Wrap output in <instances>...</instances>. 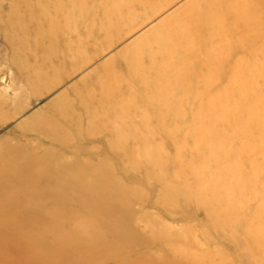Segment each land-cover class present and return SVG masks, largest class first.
I'll return each mask as SVG.
<instances>
[{
    "label": "rangeland",
    "instance_id": "374dc122",
    "mask_svg": "<svg viewBox=\"0 0 264 264\" xmlns=\"http://www.w3.org/2000/svg\"><path fill=\"white\" fill-rule=\"evenodd\" d=\"M23 166L0 264H264V0H0Z\"/></svg>",
    "mask_w": 264,
    "mask_h": 264
},
{
    "label": "bare ground",
    "instance_id": "6f19581e",
    "mask_svg": "<svg viewBox=\"0 0 264 264\" xmlns=\"http://www.w3.org/2000/svg\"><path fill=\"white\" fill-rule=\"evenodd\" d=\"M169 32H171V31H169ZM176 30H174V32L172 31L171 32V36H174V37H176ZM168 39H171L170 38V35H169V37H168ZM172 39H173V37H172ZM41 116V115H40ZM47 127V126H46ZM41 128V127H40ZM40 128L39 129H37V130H40ZM46 129V128H45ZM42 130H43V127H42ZM41 130V131H42ZM20 149H23V148H20ZM19 149V150H20ZM18 150V151H19ZM32 150V149H31ZM15 152V151H14ZM47 151H45V153H46ZM12 153V152H11ZM22 153V152H21ZM30 153V152H29ZM15 154V153H14ZM44 153H42V155H43ZM49 154V153H48ZM34 156L36 157V155L34 154ZM50 156H52L51 154H50ZM6 157V156H5ZM53 158V157H52ZM29 159H31L30 157H29ZM28 159V160H29ZM37 159V158H36ZM39 159V158H38ZM37 159V160H38ZM51 159V158H50ZM2 160V159H1ZM32 161H33V159H31ZM52 160H54V159H52ZM60 161H62L61 163L63 164V162H65L64 160H59V164H60ZM3 162V161H2ZM1 162V163H2ZM54 162V161H53ZM29 163H31L30 161H29ZM47 163V162H46ZM16 165V164H15ZM49 165H51V164H49ZM19 166H21V165H19ZM19 166H17L18 168H19ZM28 166H32V165H28ZM53 166V165H52ZM16 167V168H17ZM35 167V166H34ZM55 167V166H54ZM15 168V169H16ZM22 168V172L21 173H18L17 175H18V178L16 179V181L14 180V181H12L11 183L10 182H7V184L4 186L3 185V187H1V189L0 190H2L3 192H2V194H0V197H7L9 194V190L13 187V184H17V183H20V182H22V180H24L25 178H24V176H26L27 177V175L29 174L27 171L25 172L24 171V169H29V167H26V166H23V167H21ZM20 168V169H21ZM31 168V167H30ZM53 168V167H52ZM54 169H56L57 170V168H54ZM12 170H14V168L12 169ZM11 170V171H12ZM17 170V169H16ZM10 171V172H11ZM18 171V170H17ZM65 171V170H64ZM5 172H9V171H5ZM4 172V173H5ZM46 172V171H45ZM60 174V172L59 171H57V172H54V173H52V175H56L57 176V174ZM75 172H73V174H74ZM12 174V173H11ZM2 175V173L0 174V176ZM5 175H7V174H5ZM15 175V174H14ZM46 175V174H45ZM2 176H4V175H2ZM12 176V175H11ZM9 177H10V175H9ZM14 177V176H13ZM1 178V177H0ZM43 178V177H42ZM84 178V179H83ZM83 178H77V180H72L71 182H72V184H74V185H77V186H81V185H83L84 184V182L86 183V178L85 177H83ZM8 180H9V178H7ZM46 179V178H45ZM5 181V180H4ZM4 181H2V183L4 182ZM38 182V181H37ZM1 183V184H2ZM27 183V182H26ZM39 183V182H38ZM25 185V184H24ZM40 185V184H39ZM38 185V186H39ZM37 187V186H36ZM15 188V187H14ZM34 191V190H33ZM16 192V191H15ZM1 193V192H0ZM29 193V192H28ZM90 193V191L89 190H87V192H86V195H88ZM30 194V193H29ZM31 194H32V192H31ZM30 194V195H31ZM27 195V194H26ZM9 197V196H8ZM24 197V196H23ZM88 197V196H87ZM21 198H22V196H21ZM23 201V200H22ZM25 203V202H24ZM23 203V204H24ZM22 204V203H21ZM12 218V217H11ZM21 220V221H20ZM20 220H18V219H16V220H11L12 222V224L13 223H17V221L18 222H20L21 224H23V226H24V230L26 231H28V230H30L31 228H32V225H33V223H32V221L31 220H25V219H20ZM9 222V221H8ZM5 223V222H4ZM6 224V223H5ZM26 226V227H25ZM4 227V226H3ZM11 227V226H10ZM6 228V227H5ZM12 228V227H11ZM1 229V228H0ZM32 230V229H31ZM8 233H10V231H8ZM31 236V235H30ZM29 236V237H30ZM26 237V236H25ZM32 237V236H31ZM34 238V237H33ZM20 239V238H19ZM35 242H36V245H38V244H43V243H46L45 241H44V239H42V241L40 240V239H35ZM24 244V243H23ZM35 244V243H34ZM25 245H27V247L28 246H31V242L30 241H28V243L26 244L25 243ZM85 246H91V245H89L87 242H86V245ZM23 247H24V245H23ZM38 247V246H37ZM38 248H40V246L38 247ZM28 250V249H27ZM26 250V251H27ZM31 262V261H30ZM30 264H32V263H30Z\"/></svg>",
    "mask_w": 264,
    "mask_h": 264
}]
</instances>
